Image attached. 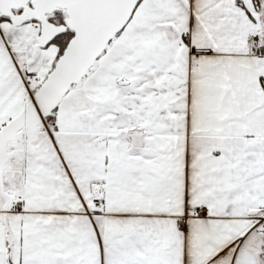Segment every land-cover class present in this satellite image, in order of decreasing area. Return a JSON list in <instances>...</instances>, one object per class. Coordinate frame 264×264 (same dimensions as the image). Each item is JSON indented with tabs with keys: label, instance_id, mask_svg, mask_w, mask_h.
I'll return each instance as SVG.
<instances>
[{
	"label": "snow or ice",
	"instance_id": "snow-or-ice-1",
	"mask_svg": "<svg viewBox=\"0 0 264 264\" xmlns=\"http://www.w3.org/2000/svg\"><path fill=\"white\" fill-rule=\"evenodd\" d=\"M0 264H264V0H0Z\"/></svg>",
	"mask_w": 264,
	"mask_h": 264
}]
</instances>
